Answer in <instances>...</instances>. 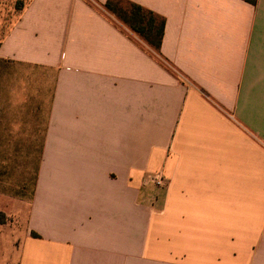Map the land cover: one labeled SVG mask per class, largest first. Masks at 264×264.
<instances>
[{"label":"crops","instance_id":"crops-1","mask_svg":"<svg viewBox=\"0 0 264 264\" xmlns=\"http://www.w3.org/2000/svg\"><path fill=\"white\" fill-rule=\"evenodd\" d=\"M95 1L0 0V147L40 115L15 264H264V0H130L175 72Z\"/></svg>","mask_w":264,"mask_h":264},{"label":"rangeland","instance_id":"rangeland-1","mask_svg":"<svg viewBox=\"0 0 264 264\" xmlns=\"http://www.w3.org/2000/svg\"><path fill=\"white\" fill-rule=\"evenodd\" d=\"M160 60L175 72L170 64L163 59ZM3 69V64H0V116L4 109L8 115L12 108L11 99L5 96L7 84L4 82ZM34 109V100L31 99L26 106L28 114L26 125L24 124L27 129V146H21L17 153H12V146L7 147L9 149L4 147L9 152V159L13 161L2 182L4 188H0V211L5 215V222L0 224V264H15L21 240L27 230V208L32 197L29 198L30 189L25 190L24 194L21 193L20 183L23 176L32 177L31 183L34 181L35 154L30 153L29 149L33 148L31 143H33L35 130H39L36 118L40 116L35 114Z\"/></svg>","mask_w":264,"mask_h":264},{"label":"trees","instance_id":"trees-1","mask_svg":"<svg viewBox=\"0 0 264 264\" xmlns=\"http://www.w3.org/2000/svg\"><path fill=\"white\" fill-rule=\"evenodd\" d=\"M251 3H255V0H246ZM90 5L97 6L98 3L95 0H88ZM102 7L108 13L113 15L120 23L128 27L133 33L140 37L144 43L152 50L158 60L162 63L160 59H165L160 53L161 41L164 32L165 19L164 17L156 14L155 12L133 2L130 0H106ZM1 63V62H0ZM163 64V63H162ZM12 153L19 152V146L15 143L12 145ZM29 149V152L34 153L35 148ZM7 148V147H6ZM0 147V188L3 189L4 185L2 182L5 176L8 174V170L12 164L10 156H8V150ZM7 152V153H5ZM28 152V153H29ZM34 167V181L31 183L30 176H23L20 183L21 193L24 194L25 190H29V198L33 196V188L35 184V174L37 164L35 162ZM32 185V187H31ZM31 187V188H30ZM8 188V187H6ZM5 222V215L0 211V224ZM32 236L38 237L34 232L31 233Z\"/></svg>","mask_w":264,"mask_h":264},{"label":"built area","instance_id":"built-area-1","mask_svg":"<svg viewBox=\"0 0 264 264\" xmlns=\"http://www.w3.org/2000/svg\"><path fill=\"white\" fill-rule=\"evenodd\" d=\"M149 180L157 186H164L165 184L163 177L159 174L149 176Z\"/></svg>","mask_w":264,"mask_h":264}]
</instances>
